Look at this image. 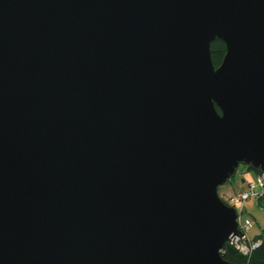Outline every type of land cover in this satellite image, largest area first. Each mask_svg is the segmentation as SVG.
<instances>
[{"label": "water", "instance_id": "obj_1", "mask_svg": "<svg viewBox=\"0 0 264 264\" xmlns=\"http://www.w3.org/2000/svg\"><path fill=\"white\" fill-rule=\"evenodd\" d=\"M242 163L264 0H0V264H227Z\"/></svg>", "mask_w": 264, "mask_h": 264}, {"label": "built area", "instance_id": "obj_2", "mask_svg": "<svg viewBox=\"0 0 264 264\" xmlns=\"http://www.w3.org/2000/svg\"><path fill=\"white\" fill-rule=\"evenodd\" d=\"M223 202L231 205L237 212L236 222H238V233L230 235L228 244H231L235 250L243 255L246 260L251 257V253L261 244V239L251 236L249 231L253 226L251 217L244 214L242 204L249 198L260 199L264 197V174L258 173L253 180L248 181L245 189L237 193L220 195Z\"/></svg>", "mask_w": 264, "mask_h": 264}, {"label": "crops", "instance_id": "obj_3", "mask_svg": "<svg viewBox=\"0 0 264 264\" xmlns=\"http://www.w3.org/2000/svg\"><path fill=\"white\" fill-rule=\"evenodd\" d=\"M236 174V173H235ZM235 174L226 183L220 185L217 189L219 195L237 193L247 186L248 181L253 180L255 173L250 170H241L237 178ZM244 214L252 218L253 226L251 236L258 237L261 230L264 229V197L260 199L249 198L242 204Z\"/></svg>", "mask_w": 264, "mask_h": 264}, {"label": "trees", "instance_id": "obj_4", "mask_svg": "<svg viewBox=\"0 0 264 264\" xmlns=\"http://www.w3.org/2000/svg\"><path fill=\"white\" fill-rule=\"evenodd\" d=\"M210 52L212 63H214L215 67H217L221 64V60L226 52L224 42L218 39L213 40L210 44ZM217 110H219L218 107ZM242 165L244 170L253 171L256 175L258 173L264 174V172H261L259 168L256 169L250 164L246 165L242 163ZM255 238L261 239V244L252 251L251 257L248 259V261L243 255L239 254L231 244L225 243L226 245L223 248L221 255L227 261V264H264V229H262L258 237Z\"/></svg>", "mask_w": 264, "mask_h": 264}, {"label": "rangeland", "instance_id": "obj_5", "mask_svg": "<svg viewBox=\"0 0 264 264\" xmlns=\"http://www.w3.org/2000/svg\"><path fill=\"white\" fill-rule=\"evenodd\" d=\"M241 170H244L242 164H240V165L237 167V171L235 172V173H236V174H235V177H236V178H237V176H238V173H239ZM229 179H230V178H229ZM229 179H228L227 181H229ZM244 189H245V188H244ZM250 232H252V230L249 231V233H250ZM250 235H251V233H250Z\"/></svg>", "mask_w": 264, "mask_h": 264}]
</instances>
